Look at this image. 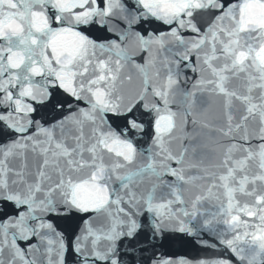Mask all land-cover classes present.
<instances>
[{"label": "snow or ice", "instance_id": "6c2138e0", "mask_svg": "<svg viewBox=\"0 0 264 264\" xmlns=\"http://www.w3.org/2000/svg\"><path fill=\"white\" fill-rule=\"evenodd\" d=\"M0 264H264V0H0Z\"/></svg>", "mask_w": 264, "mask_h": 264}, {"label": "water", "instance_id": "95a60500", "mask_svg": "<svg viewBox=\"0 0 264 264\" xmlns=\"http://www.w3.org/2000/svg\"><path fill=\"white\" fill-rule=\"evenodd\" d=\"M192 254H193V255H196V252H193Z\"/></svg>", "mask_w": 264, "mask_h": 264}]
</instances>
